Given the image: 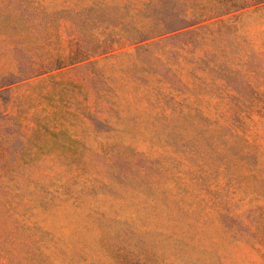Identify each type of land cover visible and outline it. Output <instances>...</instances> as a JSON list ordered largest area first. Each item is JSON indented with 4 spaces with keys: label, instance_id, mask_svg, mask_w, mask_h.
<instances>
[{
    "label": "rangeland",
    "instance_id": "374dc122",
    "mask_svg": "<svg viewBox=\"0 0 264 264\" xmlns=\"http://www.w3.org/2000/svg\"><path fill=\"white\" fill-rule=\"evenodd\" d=\"M148 1L0 0V264H264L262 19Z\"/></svg>",
    "mask_w": 264,
    "mask_h": 264
},
{
    "label": "trees",
    "instance_id": "16d2710c",
    "mask_svg": "<svg viewBox=\"0 0 264 264\" xmlns=\"http://www.w3.org/2000/svg\"><path fill=\"white\" fill-rule=\"evenodd\" d=\"M156 2V0H149L148 5H156ZM191 3L193 5V10L190 14L192 19L189 20L192 21L188 24L221 18L222 16H238L246 12H258L259 17L262 19L261 24L264 25V0H191ZM184 16L186 17V14ZM184 26L183 24L173 29ZM262 34L264 37V30ZM250 72H264V52L258 55L253 52L247 54L244 74Z\"/></svg>",
    "mask_w": 264,
    "mask_h": 264
}]
</instances>
